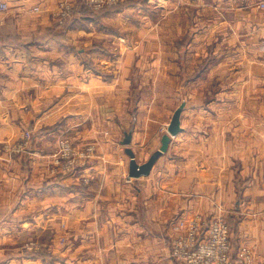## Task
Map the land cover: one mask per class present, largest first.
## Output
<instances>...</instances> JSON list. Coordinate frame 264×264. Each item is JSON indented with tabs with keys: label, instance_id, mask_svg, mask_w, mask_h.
Instances as JSON below:
<instances>
[{
	"label": "crops",
	"instance_id": "obj_1",
	"mask_svg": "<svg viewBox=\"0 0 264 264\" xmlns=\"http://www.w3.org/2000/svg\"><path fill=\"white\" fill-rule=\"evenodd\" d=\"M6 1L11 9L0 26V264H183L170 255V225L194 215L224 217L233 249L246 244L254 264H264V158L246 156V148L254 153V142L224 134L210 109L186 103L213 102L212 95L182 100L179 88L171 97L161 94L168 70L178 69L166 61L176 48L116 45L112 32L80 17L68 29L56 28L48 12L53 0ZM154 1L162 7L197 3ZM255 24L259 48L264 17ZM149 53L157 60L149 62ZM161 101L168 106L160 109ZM181 102L182 131L147 174L126 182V147L138 165L147 162ZM24 129L31 140L15 153L11 147ZM62 137L76 150L93 145L95 151L74 172L54 177L49 169ZM246 177L248 184L239 188Z\"/></svg>",
	"mask_w": 264,
	"mask_h": 264
},
{
	"label": "rangeland",
	"instance_id": "obj_2",
	"mask_svg": "<svg viewBox=\"0 0 264 264\" xmlns=\"http://www.w3.org/2000/svg\"><path fill=\"white\" fill-rule=\"evenodd\" d=\"M53 1L48 12L54 25H63L56 18L61 0ZM72 1L74 11L71 18L75 17L74 21L78 17L91 20L97 29L112 32L111 39L117 41L116 45L133 47L143 44L152 49L164 44L176 48L174 57L172 51L166 54V61L176 62L178 69L168 70L170 73L164 76L165 88L161 89V94L171 97L180 89L182 100H190L191 94H202L207 98L212 95L215 97L213 102L197 98L186 103L196 106L197 110L210 109L213 124L224 128V134L227 131L234 132L235 137L243 134L247 145L254 142V153L246 148V156L264 158V44L258 48L254 42L258 33L255 22L264 17V12H260L257 6H226L224 0H197L193 5L162 7L154 0H118L114 5L94 8L84 0L86 9L78 14V0ZM10 9L9 5L7 13ZM41 11L39 7L35 13ZM156 58L149 53V62ZM158 60L164 61L162 56ZM133 74L134 78H139ZM153 76L150 72V77ZM152 91L154 89L150 87L149 94ZM160 104V109H164L168 101ZM176 104L173 103V107ZM26 133L29 137L25 140ZM30 140V131L24 129L16 144L26 141L27 148ZM26 148L13 152L21 154ZM52 167L50 165L49 172L54 177L72 173L77 168L63 172ZM247 178L239 183V188L248 184L250 179ZM27 246L33 249L36 244L28 243Z\"/></svg>",
	"mask_w": 264,
	"mask_h": 264
},
{
	"label": "built area",
	"instance_id": "obj_3",
	"mask_svg": "<svg viewBox=\"0 0 264 264\" xmlns=\"http://www.w3.org/2000/svg\"><path fill=\"white\" fill-rule=\"evenodd\" d=\"M118 0H88L87 4L94 8L103 5H114ZM259 9H264V1L258 3ZM9 10L6 0H0V26L4 22V16ZM34 12L39 7L33 8ZM74 11L72 0H61L59 11L56 13L58 23L68 21ZM29 137L26 133L25 140ZM27 142L23 141L13 147L15 152L26 148ZM95 149L93 145H87L84 149L75 150L72 144L65 138L57 141L53 152V170L63 172L73 171L78 164L90 158ZM131 177L126 182L130 183ZM171 237L169 251L172 258L183 264H254L252 248L246 244H240L233 249L231 243V229L228 222L222 216H214L206 219L200 215L189 218L175 219L170 225Z\"/></svg>",
	"mask_w": 264,
	"mask_h": 264
},
{
	"label": "water",
	"instance_id": "obj_4",
	"mask_svg": "<svg viewBox=\"0 0 264 264\" xmlns=\"http://www.w3.org/2000/svg\"><path fill=\"white\" fill-rule=\"evenodd\" d=\"M184 102H181V104L174 110L171 119L166 127V132L161 136V145L157 151H155L147 160V162L138 165L134 153L130 147H126V153L130 157V171H129V177L137 178L142 174H147L156 160V158L167 151L168 145L172 139V137L176 136L178 133L182 131L181 128V113L184 108ZM131 134L132 129L125 132L124 138L122 140V144L129 145L131 140Z\"/></svg>",
	"mask_w": 264,
	"mask_h": 264
},
{
	"label": "trees",
	"instance_id": "obj_5",
	"mask_svg": "<svg viewBox=\"0 0 264 264\" xmlns=\"http://www.w3.org/2000/svg\"><path fill=\"white\" fill-rule=\"evenodd\" d=\"M83 9H86V7H85V4H84V0H78V3H77V13L78 14H81V11L83 10ZM83 17V16H82ZM74 18L75 17H73V18H70L67 22H65L63 25H58V24H56L55 25V27L56 28H61V29H68L69 27H71L72 26V22L74 21ZM229 224V223H228ZM230 226V225H229ZM231 229V228H230ZM36 256H38V257H40V258H44L46 255L44 254V253H37V255Z\"/></svg>",
	"mask_w": 264,
	"mask_h": 264
}]
</instances>
